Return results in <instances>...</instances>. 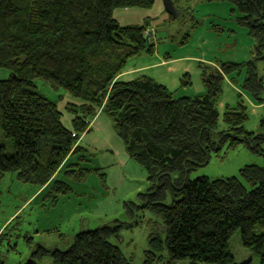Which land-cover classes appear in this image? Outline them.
Masks as SVG:
<instances>
[{"label": "trees", "instance_id": "16d2710c", "mask_svg": "<svg viewBox=\"0 0 264 264\" xmlns=\"http://www.w3.org/2000/svg\"><path fill=\"white\" fill-rule=\"evenodd\" d=\"M157 1L0 0V72L7 76L0 79V133L13 149L7 153L0 146V179L12 175L42 193H69L68 184L56 177L65 168L67 176L75 173L68 170L73 167L69 159L85 151L81 138L104 114L157 189L143 208L161 221L164 239L149 238L143 264H156L164 255L168 264H238L230 251L237 232L241 246L264 264V166H245L238 177L189 179L225 148L245 146L264 159V117L258 133H251L245 129V106L229 110L222 125L217 107L225 77L243 71V89L264 104V78L258 71L264 61V0H197L235 6L242 15L237 22L249 30L254 47L247 63H201L206 94L180 99L147 76L118 80L129 60L153 56L155 45L146 40L148 24L123 27L113 13L151 10ZM171 1L183 11L181 21L188 18L191 31L199 26L192 0ZM175 21L168 14L165 22ZM190 38L188 32L181 45ZM186 78L183 85L189 84ZM37 81L79 101L69 104L71 130L63 125L57 103L38 90ZM167 193L170 205L164 204ZM118 229L80 232L65 251L38 247L26 264H38L45 256L52 264H129L111 242Z\"/></svg>", "mask_w": 264, "mask_h": 264}, {"label": "rangeland", "instance_id": "374dc122", "mask_svg": "<svg viewBox=\"0 0 264 264\" xmlns=\"http://www.w3.org/2000/svg\"><path fill=\"white\" fill-rule=\"evenodd\" d=\"M223 4L231 5L229 2L192 0L193 15L195 21L199 22V26L192 31L187 17L183 21L180 19L170 24L165 22L168 20V14L162 0H159L151 10L136 8L115 10L113 18L123 27L148 24L150 30L147 33L152 32L150 40L155 45L153 56L129 60L125 71L138 67L143 62L156 64L157 58L161 54L163 57L165 53L175 58L181 56L200 58L199 60L210 58L213 59V63L250 61L254 40L249 35V30L235 20L233 23L234 26L237 25L238 32L227 29L226 23L231 15L224 8L217 11L216 17H206L209 11L216 9V5ZM238 15L241 16L239 13ZM188 32L191 34L188 44L181 45ZM200 64L197 63L196 66L193 63L177 64L172 66V70L165 67L144 74L165 83L173 92L174 98H180L185 94L184 86H188L183 85V81H187L183 76L186 74L183 68L188 65L187 71L191 74L189 80L194 81L199 72L198 83L202 86L204 94L206 89L201 79ZM258 66L264 74V62ZM6 77L5 73L0 72V79ZM245 77L243 71L240 76H236L235 81L236 86L244 92L242 97L246 103L249 98L253 103L261 105L243 89ZM136 78H139V75L125 76L121 80L131 81ZM36 86L49 100L57 103L58 110L63 114V125L71 130L73 115L68 110L71 107L69 104H78L79 101L64 91L58 93L52 91L42 82L37 81ZM222 89L221 97L226 99L233 95V99L229 101L233 103L237 100L231 90L227 91L226 83L222 84ZM188 91L189 94H193L192 96L198 94L195 88ZM262 98L264 99V94ZM218 110L222 125L224 109L219 106ZM263 117L264 105L262 110L249 108L246 126L250 129L247 130L256 128L254 132L258 133ZM0 146H4L7 153H12V143L1 133ZM80 146L85 151L71 157L68 162V165H73L68 170L75 173L67 176L65 168L56 177L71 188L67 194L54 196L47 192L42 193L39 188L23 184L12 175L0 179V264H26L38 247L50 251H65L72 245L74 236L78 233L103 226L119 227L117 237H113L111 242L121 250L129 264L144 263L146 252L150 249L149 238L160 236L164 239L161 221L147 207L143 208L154 198L149 195L157 189H153L147 171L130 158L125 145L113 128L112 120L100 114L93 121L90 132L81 138ZM80 157L84 159L79 161ZM249 165L264 166V159L252 154L245 146L237 150L225 148L222 152L213 154L207 166L191 172L189 179L207 177L210 180H217L238 177L239 171ZM164 204H172L169 193ZM230 251L238 264L250 260L254 264H259L258 258L241 246L239 232L235 233L230 241ZM37 263L52 264V261L45 256L37 260ZM156 264H168L167 256L164 255ZM177 264L193 263L182 261Z\"/></svg>", "mask_w": 264, "mask_h": 264}, {"label": "crops", "instance_id": "0c3cea01", "mask_svg": "<svg viewBox=\"0 0 264 264\" xmlns=\"http://www.w3.org/2000/svg\"><path fill=\"white\" fill-rule=\"evenodd\" d=\"M158 1H157V4H158ZM221 8H224L226 10V12L231 15V17L228 19V23H226V24H228L226 28L227 29H231V30H233L235 32H238L237 25L234 26L233 21L235 20L237 22L238 19L242 18V15L239 13L237 8L235 6H233L232 4L231 5H229V4L216 5V9H213V11H211V12L209 11L208 14L206 15V17H216L217 11L219 9H221ZM209 13H213V14L211 15ZM238 13L241 16H239ZM157 59H158V62L156 64H152V63H149V62H147V63L143 62L142 65H140L138 67H135L133 69H130L129 71H125L124 70L123 74L121 76H119L118 80L119 81H123V80H121L123 77L132 76V75H135V74L139 75V77L147 76V77H150L153 80H155L157 83L165 86L170 91V89L168 88V86L165 83L158 82L159 80H157L155 77L147 75V74H144V73L150 72V71H152L154 69L165 68V67H168V69L172 70L173 69L172 66L173 65L176 66L177 64H189V63L192 64L193 63L196 66L197 63H210V64L213 63V59H210V58H208L207 60H204V59L203 60H199L200 58H194V57H190V56H181L180 58H175L171 54H168V53H165V55L163 57H162V54H161L159 56V58H157ZM247 62L248 61H246V60H243L242 62H238V60H236L234 62L233 61H225V62H222V63L243 64V63H247ZM183 69H184V71H186V74H184L183 76H185V77L186 76H188V77L191 76L190 72L187 71L189 69L188 65L185 68H183ZM258 71H259V74L264 78V74H263L262 71L259 70V66H258ZM198 77H199V72H198L197 77H196V79L194 81L192 79H190L188 86H184L185 94H183L180 98H193V97L203 96V95L206 94V91L203 94L204 90H203L202 86L198 83V80H199ZM131 81H133V80H131ZM235 81H236V74L228 76V77H225L223 83L227 84V86H228L227 91L231 90L236 95L237 100H234V102L232 103L229 100L233 99V95H229L226 99H224V97L222 96L219 99L218 103H217V107H219V106L223 107V109H224L223 116H224L227 112H229V110H234V109L237 108V106L239 104H242L247 109V115H248V120H249V108H252L253 110H262L264 104L263 105L262 104L261 105H257L255 103H253L249 98L247 99L248 101L246 103L245 99L242 97V96H244V92H241V90L236 86ZM125 82H127V81H125ZM194 88L197 89L196 93H198V94H196V96H192L193 94H189L190 92L188 91V89L193 90ZM222 91H223V89H222ZM170 92L173 94L172 91H170ZM180 98H175V99H180ZM245 129L247 130V129H250V128H248V126H246V124H245ZM255 129L256 128H253L252 130H250V131L247 130V131L251 132V133H257V132H254V131H256Z\"/></svg>", "mask_w": 264, "mask_h": 264}, {"label": "water", "instance_id": "95a60500", "mask_svg": "<svg viewBox=\"0 0 264 264\" xmlns=\"http://www.w3.org/2000/svg\"><path fill=\"white\" fill-rule=\"evenodd\" d=\"M165 6V12L174 17L175 20H180L183 16V11L176 9L171 0H163ZM152 36V32H149L146 36V40L149 41Z\"/></svg>", "mask_w": 264, "mask_h": 264}, {"label": "bare ground", "instance_id": "6f19581e", "mask_svg": "<svg viewBox=\"0 0 264 264\" xmlns=\"http://www.w3.org/2000/svg\"><path fill=\"white\" fill-rule=\"evenodd\" d=\"M148 34V33H147Z\"/></svg>", "mask_w": 264, "mask_h": 264}]
</instances>
